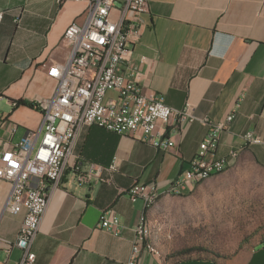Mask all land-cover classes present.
Returning <instances> with one entry per match:
<instances>
[{
  "label": "crops",
  "instance_id": "crops-1",
  "mask_svg": "<svg viewBox=\"0 0 264 264\" xmlns=\"http://www.w3.org/2000/svg\"><path fill=\"white\" fill-rule=\"evenodd\" d=\"M147 1L141 15L145 26L131 55L138 68L137 84L147 96L162 95L172 109L189 101L198 118L219 121L233 112L210 158H225V170L244 163L264 170V0ZM86 4L0 0V137L8 139V129L15 124L12 141L28 133L38 145L40 111L13 101L33 103L53 95L57 81L47 69L68 60L70 47L63 32ZM114 97L107 91L104 100ZM158 129L175 142L173 147L158 148L140 133L118 135L97 126L79 129L69 163L85 168L88 163L107 166L116 159L118 169L108 183L79 186L72 168H65L48 190L31 245L34 264H127L138 218L142 213L147 222L152 208L140 200L132 202L127 189L134 182L155 183L161 196L168 195V185L189 167L206 133L202 122L176 117ZM246 131L262 142L245 144L241 135ZM231 150L237 151L235 158L229 156ZM9 190V183L0 180V264H19L21 251L15 246L7 251L3 241L14 242L23 219V212L6 209ZM106 209L120 220L117 235L97 227ZM155 249V254L142 250L137 264H169ZM173 264H264V240L226 259L191 256Z\"/></svg>",
  "mask_w": 264,
  "mask_h": 264
},
{
  "label": "built area",
  "instance_id": "built-area-1",
  "mask_svg": "<svg viewBox=\"0 0 264 264\" xmlns=\"http://www.w3.org/2000/svg\"><path fill=\"white\" fill-rule=\"evenodd\" d=\"M85 1L84 11L71 21L63 32L69 44L70 55L62 64H53L47 75L57 81L52 96L38 98L34 108L42 115V135L38 145L28 133L11 140L17 125L8 129V139L0 137V180L10 185L6 209L11 213L23 212V219L14 242L3 239L6 250L11 246L21 251L19 264H34L31 245L40 219L47 206L48 190L70 166L77 185L92 182L108 183L118 169L116 159L107 166L88 163H69L72 142L81 127L97 126L118 135L140 133L149 143L167 150L175 142L164 135V127L172 117L192 123L196 120L206 126L198 153L189 167L179 173L167 190L178 193L194 184L206 172L221 170L227 165L225 158H210L218 146L220 133L232 120L233 112L223 120L208 116L198 118L187 101L182 108L172 109L163 96H147L137 84L138 68L131 62L132 47L144 29L142 13L147 11V0H77ZM3 13L0 12V19ZM143 60L141 57L140 61ZM107 91L116 94L104 100ZM15 105V102H13ZM245 144L261 143L252 131L242 133ZM11 141H10V140ZM229 156L235 158L236 150ZM129 199L149 203L160 196L155 183L134 182L127 189ZM97 227L120 233V220L113 211L104 210ZM145 224L142 213L134 227V240L127 264H137L138 254L144 250L155 254L145 245Z\"/></svg>",
  "mask_w": 264,
  "mask_h": 264
},
{
  "label": "rangeland",
  "instance_id": "rangeland-1",
  "mask_svg": "<svg viewBox=\"0 0 264 264\" xmlns=\"http://www.w3.org/2000/svg\"><path fill=\"white\" fill-rule=\"evenodd\" d=\"M167 194H160L146 223L151 244L169 264L191 256L226 259L264 240L260 167L244 163Z\"/></svg>",
  "mask_w": 264,
  "mask_h": 264
},
{
  "label": "bare ground",
  "instance_id": "bare-ground-1",
  "mask_svg": "<svg viewBox=\"0 0 264 264\" xmlns=\"http://www.w3.org/2000/svg\"><path fill=\"white\" fill-rule=\"evenodd\" d=\"M226 166L221 168V170H212V171H208L206 172L202 177H200L195 183L197 182H200V181H203L209 177H212L214 175H217L219 173H222L224 170H225ZM169 191V190H167ZM158 199V197H155L154 200H152L151 202L149 203H145L144 204V207L145 208H150L152 207L154 204H155V201ZM144 215V214H143ZM142 215V216H143ZM142 220L144 221L145 224L146 223V220H145V217H142ZM150 235H151V229L150 227H145V245H150V249L154 251V253H157L156 249L153 247V245L151 244L150 242Z\"/></svg>",
  "mask_w": 264,
  "mask_h": 264
},
{
  "label": "trees",
  "instance_id": "trees-1",
  "mask_svg": "<svg viewBox=\"0 0 264 264\" xmlns=\"http://www.w3.org/2000/svg\"><path fill=\"white\" fill-rule=\"evenodd\" d=\"M15 102L16 105L18 104H25L27 106H30V107H34V103H31V102H26V101H22V100H17V101H13ZM192 250V249H191ZM181 260V259H180ZM177 262V261H176Z\"/></svg>",
  "mask_w": 264,
  "mask_h": 264
}]
</instances>
